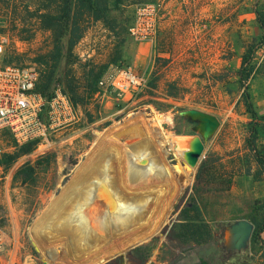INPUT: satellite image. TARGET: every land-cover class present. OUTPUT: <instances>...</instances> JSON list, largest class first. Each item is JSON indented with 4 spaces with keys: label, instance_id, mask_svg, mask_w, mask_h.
I'll return each instance as SVG.
<instances>
[{
    "label": "rangeland",
    "instance_id": "obj_1",
    "mask_svg": "<svg viewBox=\"0 0 264 264\" xmlns=\"http://www.w3.org/2000/svg\"><path fill=\"white\" fill-rule=\"evenodd\" d=\"M94 1L93 9L72 11L66 30L62 21L54 20L61 15L60 0H0V27L9 37L10 61L35 65L40 73L56 64L57 85L74 97L81 111L79 123L57 133L45 150L20 146L8 130H0V264H92L108 253L114 256L102 264H264V231L236 253H225L223 245L227 226L236 221L247 220L255 228L256 219L264 228V213L257 210L264 201V174L253 177L261 167L248 141L256 128V150L264 154V75L246 85L259 119L248 112L246 90L238 82L243 53L264 37L257 18V13L264 17V0ZM144 2H156L161 9L154 43H137L128 34L133 11ZM261 48L253 63L263 71ZM126 66L147 75L140 101L123 103L99 88L103 77ZM135 108L171 113L174 127L166 129L202 141L204 151L193 182L174 205L161 235L130 247L125 263L118 251L133 237L149 234L174 192L171 180L126 183V147L147 139L159 152L143 117L129 118L138 112ZM189 109L216 116L220 126L215 133L199 135L198 122L185 114ZM95 131L103 133L101 140ZM108 146L118 154L112 159L115 185L131 192L133 187L154 189L155 200L143 227L135 224L133 231L122 234L100 226L110 235L94 234L85 252L74 244L73 234L68 237L69 232L53 227L52 217L73 181ZM14 154L18 157L6 163ZM192 205V220L180 218Z\"/></svg>",
    "mask_w": 264,
    "mask_h": 264
},
{
    "label": "bare ground",
    "instance_id": "obj_2",
    "mask_svg": "<svg viewBox=\"0 0 264 264\" xmlns=\"http://www.w3.org/2000/svg\"><path fill=\"white\" fill-rule=\"evenodd\" d=\"M139 114L146 121L147 127L151 128L150 130L154 133L155 145L158 144L159 152L154 149V144L147 139L139 144L126 147L123 150L126 154V183L133 185V183L146 182L150 184L157 180H171L174 192L166 212L149 234L133 237L118 251L121 254H125L132 246L149 241L153 236L161 235L174 205L188 185L193 182L195 167L202 159L204 151L202 141L181 138L166 129L167 126L174 127V117L171 113L151 108L149 111L131 114L129 118ZM192 116L194 120L199 121L197 114ZM197 132L203 138L212 135V133L206 132L199 122ZM94 135L97 140L103 138L102 132L95 131ZM115 141H118L116 137ZM116 150L114 146L103 147L88 167L73 181L52 217L53 227L61 228L62 231L66 230L69 232L67 233L68 237L73 234L75 236L74 244L81 251L88 250V241L90 242L97 232L102 236H109L108 229L127 234L133 231L131 227L135 224L138 225V228L143 227L145 225L144 217L154 203L155 199L152 195L154 189L140 190L133 187L134 190L131 192L115 185L112 159L118 156ZM159 153L163 157L162 159L159 158ZM193 153H200L199 158L195 160L191 155ZM170 154L174 156L175 163L168 160ZM119 155L121 156V153ZM100 226L108 227V229L100 228ZM93 247L95 248V246ZM99 255L101 256L93 259L92 264H102L114 256L109 253ZM45 256V259L50 257L47 253Z\"/></svg>",
    "mask_w": 264,
    "mask_h": 264
},
{
    "label": "built area",
    "instance_id": "obj_3",
    "mask_svg": "<svg viewBox=\"0 0 264 264\" xmlns=\"http://www.w3.org/2000/svg\"><path fill=\"white\" fill-rule=\"evenodd\" d=\"M160 5L156 2L138 4L128 25V34L135 42L154 43L159 34ZM9 37L0 27V130H8L22 146L35 143L45 150L53 137L75 127L81 111L69 93L56 85L48 99L38 90L41 73L35 65H20L10 61ZM145 72L134 66L112 71L99 81L104 95H114L118 101H140L147 90ZM135 111H140L135 108ZM137 112V113H138ZM170 154L168 160L175 162Z\"/></svg>",
    "mask_w": 264,
    "mask_h": 264
},
{
    "label": "trees",
    "instance_id": "obj_4",
    "mask_svg": "<svg viewBox=\"0 0 264 264\" xmlns=\"http://www.w3.org/2000/svg\"><path fill=\"white\" fill-rule=\"evenodd\" d=\"M61 3V15L58 18H54V20H58V21H62L65 24V29L67 30L69 28V24L68 22L71 20V14L72 11L75 10V8H89V9H93L95 8V1L94 0H60ZM77 6V7H76ZM257 18L260 24L261 29L264 31V17H261L259 13H257ZM75 31V29H74ZM73 32V30H72ZM81 37V35H78L76 39H79ZM76 39L73 41L72 44H74V42H76ZM261 46H264V37L262 38V41H260L259 43L256 44H251L250 46L247 47L246 51L243 53L242 55V60H241V67L240 70L238 72V78H239V84L245 88V92L243 94L244 96V101L246 104V108L248 110V112L251 114L253 119H259V116L257 115V113L255 112V110L253 109V105L251 103L250 100V96L247 92V83L250 79L254 78L256 75L258 74H263L264 75V70L262 71V69L260 68V65L257 66L256 64L253 63V55L255 54L256 51H260L263 50V48H261ZM262 67H264V60H263V64L261 65ZM261 67V68H262ZM60 81L57 78V65L55 64L52 68H50L48 71H44L41 73V77H40V82L38 85V90L44 94L48 99L52 96V92L55 88V86L57 84H59ZM71 97V95H70ZM71 99L73 100V102L75 104H77V101L74 99V97L72 96ZM263 130H264V125L262 126ZM251 133L253 134L252 139H249L248 141H252L253 144L251 145V150L254 152V157L257 161V164L261 167V170L259 172H255V174L253 175L254 178H258L259 173L260 174H264V154L260 155V151L256 150V146L254 143V139H256V133H257V129L253 128L251 130ZM26 145H31L34 146L35 143H28L25 144ZM30 149H27L26 151H24V153L29 152ZM18 156L16 154L11 155L8 159V161H6V163H11L13 162ZM249 175V173H247ZM260 203V202H258ZM196 207L195 205H192L190 208L187 207L185 209H183L181 211L180 214V218H182L185 221H191V217H190V213L191 211L195 210ZM257 210H261L264 213V201L263 203H260V206L257 207ZM252 222L255 224L256 226L254 228V233L251 236V239L255 240L257 239V237L259 238V236H261V234L264 231V228H262L261 226L258 225L256 219H253ZM192 232V237L195 238L193 231ZM232 253V252H230ZM236 253V252H235Z\"/></svg>",
    "mask_w": 264,
    "mask_h": 264
},
{
    "label": "water",
    "instance_id": "obj_5",
    "mask_svg": "<svg viewBox=\"0 0 264 264\" xmlns=\"http://www.w3.org/2000/svg\"><path fill=\"white\" fill-rule=\"evenodd\" d=\"M185 114L192 120H194L192 115L197 114L199 116V121L197 122H199V124L201 123L205 131L208 133H215V131L220 126V121L216 116L201 110L189 109L185 112ZM197 128L198 125L196 127V132ZM191 155L196 160L199 158L200 153H193ZM201 161L202 159H200V162ZM253 231L254 225L247 220H239L227 226L223 243L225 253L237 252L245 249L251 239ZM129 251H127L125 254H122V256H125V263Z\"/></svg>",
    "mask_w": 264,
    "mask_h": 264
}]
</instances>
